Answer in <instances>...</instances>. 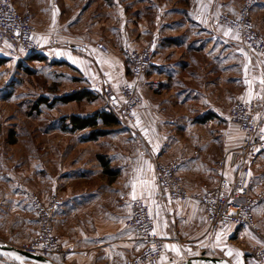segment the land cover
I'll return each mask as SVG.
<instances>
[{"label": "crops", "instance_id": "crops-1", "mask_svg": "<svg viewBox=\"0 0 264 264\" xmlns=\"http://www.w3.org/2000/svg\"><path fill=\"white\" fill-rule=\"evenodd\" d=\"M14 1L33 16L34 37L43 48L40 54L74 67L93 99L105 94L104 80L116 86L127 80L131 68L122 55L123 48L154 41L153 62L137 83L144 103L135 125L151 153L140 150L131 154L120 147L124 143L121 136L105 132L114 125L101 122L96 129L102 133L92 134L96 130L92 127L62 129L73 137L55 139L58 147L69 139L58 155V171L50 176L41 174L40 187L48 179L50 188L35 189L43 195L57 192L63 198L54 229L73 251L63 254V261L51 263L122 264L136 256L144 246L125 221L130 217L131 200L140 197L149 204L156 231L165 240L161 264H260L253 252L260 239L250 228L210 224L204 204L169 199L155 175L156 158L169 161L181 155L188 158L181 174L189 189L217 183L221 175L215 164L233 145L230 134L235 127L228 121L229 107L237 99L264 100L262 64L244 55L237 32L220 25L206 28L202 24L206 13L193 15L186 9L169 7L145 24L142 18L128 22L121 0H59L56 7L50 0ZM251 15L264 36V0L255 3ZM53 39L59 40V45H52ZM99 43L106 44L109 51H102ZM2 49L7 54L6 48ZM237 86L243 88L237 90ZM115 91V99L109 98L112 102L120 98L118 87ZM101 111L110 112L103 107L84 115ZM209 114L211 118L203 121ZM261 117L264 131V109ZM99 156L109 161L114 176L105 171ZM252 171L256 182L251 194L261 195L255 218L264 231V150L254 160ZM224 174L232 180L235 169L227 167ZM12 189L5 200L13 210L18 209L14 197L28 203L20 188ZM34 222L37 229L36 219ZM46 261L0 244V264Z\"/></svg>", "mask_w": 264, "mask_h": 264}, {"label": "built area", "instance_id": "built-area-1", "mask_svg": "<svg viewBox=\"0 0 264 264\" xmlns=\"http://www.w3.org/2000/svg\"><path fill=\"white\" fill-rule=\"evenodd\" d=\"M56 7L59 0H50ZM259 0H245L236 15L227 12H209L203 19L207 28L224 25L236 29L241 36L242 48L250 59H258L264 70V36L258 31L251 16L255 3ZM35 26L29 10H21L14 0H0V48L5 47L12 57L40 54L42 45L34 37ZM52 45H59V40L53 39ZM102 51H109L104 43H99ZM123 55L130 66V73L123 84H115L104 80L102 88L105 95L115 99V90L119 93V115L130 124L138 119L143 98L137 92V83L148 70L154 58V41L140 47H125ZM264 100H237L228 113V121L237 124L243 133L240 147L226 153L215 165L220 172L218 181L211 187L199 190L189 189L181 174V166L188 160L186 156L177 155L169 161H155L156 180L172 200H195L204 204V214L212 225L226 227L235 225L250 228L260 239L253 246L256 260L264 263V232L261 231L255 218V207L261 200V195H252L251 190L256 182L252 172L251 161L264 150V131L261 129V112ZM264 121V120H263ZM227 167L235 169L232 180L224 174ZM21 194L28 201L37 222V230L31 238L21 243L15 251L21 249L31 254L49 260L60 254L73 251V247L63 242L54 229V220L63 204V198L53 192L49 199L19 184ZM155 200L160 201L156 196ZM130 217L125 224L143 243L141 251L122 264H161V256L165 249V240L156 231L155 219L149 204L142 198H133L130 202Z\"/></svg>", "mask_w": 264, "mask_h": 264}, {"label": "rangeland", "instance_id": "rangeland-1", "mask_svg": "<svg viewBox=\"0 0 264 264\" xmlns=\"http://www.w3.org/2000/svg\"><path fill=\"white\" fill-rule=\"evenodd\" d=\"M244 1L121 0L125 19L130 23H136V20L142 18V21H147L145 24L154 21L169 7L178 10L186 9L187 12L193 15H202L209 12H227L236 15ZM220 3H223V8L220 7ZM229 8L234 11H230ZM232 30L237 32L240 38L239 48L247 56L242 48L243 43L240 33L236 29ZM121 52L123 55V49ZM0 58H4L3 65L0 66V244L7 245L15 251L16 247L27 242L36 232L35 216L32 209L29 208V204L24 202L23 198L14 197L13 200H17L15 202L18 204V209L13 210L10 202L6 201L5 197L8 194L7 192L11 191V188H13L12 190L19 188V184L36 192L38 191L35 188H50V180L46 177V182H43L40 187L41 179H43L41 174L50 176L57 173V159H59L67 142L69 143V139L66 140L64 145L61 146L63 149H61L55 139L61 136L73 137L71 134H64L66 132L61 128L64 117L73 112L84 115L88 112L92 113L97 108L107 107L110 112H114L118 116L120 121L118 126L109 127L110 129L105 132L109 135L121 136L124 143H121L120 147L130 150L131 154L144 150L146 155L151 153V149H149L143 137L138 134L135 128L137 122L130 124L120 117L119 97L113 102L105 94V96H98L91 101L62 103L58 100L63 95L87 88L86 81L81 74L67 62L55 60L41 54L36 55V57L28 54L12 58L2 48H0ZM247 58L249 57L247 56ZM242 88L237 86V90ZM41 96L48 98L49 103L43 102L41 104L39 102ZM230 124L235 127L230 134L233 136L231 148L237 149L240 147L243 133L237 124L233 122H230ZM255 159L251 161V164ZM51 194L52 192L49 195H41L49 199ZM261 231L264 232L262 229ZM64 258L65 255L60 254L43 262V264L63 261Z\"/></svg>", "mask_w": 264, "mask_h": 264}, {"label": "trees", "instance_id": "trees-1", "mask_svg": "<svg viewBox=\"0 0 264 264\" xmlns=\"http://www.w3.org/2000/svg\"><path fill=\"white\" fill-rule=\"evenodd\" d=\"M38 54L31 55L32 57H36ZM4 58H0V66L3 65ZM84 98L87 99H93L94 95L87 89H81L74 91L72 94H66L58 98L59 101L62 103H69L72 101H81ZM48 98L42 97L40 98L39 102L42 104L43 102H48ZM49 103V102H48ZM212 114L206 115L202 120L206 121L207 119H210ZM68 121V123H66ZM119 118L114 112H106L101 111L97 112L94 115H80V114H71L64 117L63 123L65 122L64 126H62V129L65 131H76L78 129H84L87 127H92L93 129H96V127H99V123L101 122L105 126L114 125L119 123ZM96 133H102L103 131L99 129H96L93 131L92 134ZM96 133V134H97ZM91 134V136H93ZM105 171L109 173V175H115L116 171L113 170L110 167L109 161L105 160L104 156H99Z\"/></svg>", "mask_w": 264, "mask_h": 264}, {"label": "water", "instance_id": "water-1", "mask_svg": "<svg viewBox=\"0 0 264 264\" xmlns=\"http://www.w3.org/2000/svg\"><path fill=\"white\" fill-rule=\"evenodd\" d=\"M18 251L21 253V254H24L25 256L29 257V258H33V259H37V260H40L42 257L39 256V255H36V254H31V253H28V252H25V251H21V249H18ZM210 259H215V258H210ZM186 264V263H185Z\"/></svg>", "mask_w": 264, "mask_h": 264}, {"label": "bare ground", "instance_id": "bare-ground-1", "mask_svg": "<svg viewBox=\"0 0 264 264\" xmlns=\"http://www.w3.org/2000/svg\"><path fill=\"white\" fill-rule=\"evenodd\" d=\"M46 264H50V263H46Z\"/></svg>", "mask_w": 264, "mask_h": 264}, {"label": "snow or ice", "instance_id": "snow-or-ice-1", "mask_svg": "<svg viewBox=\"0 0 264 264\" xmlns=\"http://www.w3.org/2000/svg\"><path fill=\"white\" fill-rule=\"evenodd\" d=\"M19 259V258H18Z\"/></svg>", "mask_w": 264, "mask_h": 264}]
</instances>
